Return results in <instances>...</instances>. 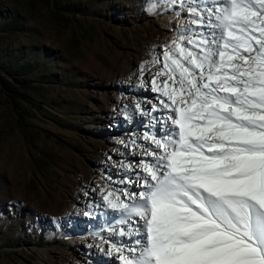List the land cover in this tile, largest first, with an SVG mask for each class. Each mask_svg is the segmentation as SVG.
I'll return each instance as SVG.
<instances>
[{
	"label": "rangeland",
	"instance_id": "1",
	"mask_svg": "<svg viewBox=\"0 0 264 264\" xmlns=\"http://www.w3.org/2000/svg\"><path fill=\"white\" fill-rule=\"evenodd\" d=\"M177 12L162 0H0V264H101L81 240L101 242L115 222L104 204L102 220L85 215L79 188L115 189L140 67L153 93L150 62L181 34Z\"/></svg>",
	"mask_w": 264,
	"mask_h": 264
},
{
	"label": "snow or ice",
	"instance_id": "2",
	"mask_svg": "<svg viewBox=\"0 0 264 264\" xmlns=\"http://www.w3.org/2000/svg\"><path fill=\"white\" fill-rule=\"evenodd\" d=\"M162 2L187 16L150 62L158 104L135 105L160 127L150 159L121 164L135 179L100 188L118 216L97 247L112 264H264V0Z\"/></svg>",
	"mask_w": 264,
	"mask_h": 264
},
{
	"label": "bare ground",
	"instance_id": "3",
	"mask_svg": "<svg viewBox=\"0 0 264 264\" xmlns=\"http://www.w3.org/2000/svg\"><path fill=\"white\" fill-rule=\"evenodd\" d=\"M183 22H184V17H180V19H176L175 29L176 30L181 29L180 25ZM171 39L172 41L174 40L173 34H172ZM156 97L157 95H154L153 93L149 94V92L143 87V88L138 89L135 100L137 101V103H140L143 108L148 109L147 106L152 105V102L149 100H152V101L154 100V102L156 101L158 104V100L156 99ZM137 103H134V105H132V110H135V105ZM165 114L166 112L164 110H161V112H158L156 116L163 118ZM123 119L125 120V118ZM149 119L150 117L141 116L140 113L136 111L132 116H130V118L124 121V123L127 124L126 128L130 127L131 130L127 133L125 132V134L128 136L127 138L130 140V143H129V148L126 149V151L124 152V158L121 164L135 165L140 160L150 159L142 155L143 149L150 147L149 143L147 141H144L142 137L145 132H149V133L155 132L156 128L160 127V125L157 124L155 125V127H153L152 125L149 124L148 122ZM142 120L145 121L143 125H142ZM133 141H135V146L132 143ZM135 170L139 171V169H135ZM125 176H130L132 179H135L134 175H132V172L131 171L126 172L123 167H120L115 171L114 178L111 181L112 183H114L115 189H122L126 187L125 185L119 183L120 179H122ZM127 187L129 188V190H133L131 186H127ZM80 188H79V193L77 195V202L82 205V208H85L86 212H89V214L93 215L91 219L96 218L95 220L97 219L102 220V218H104L105 216V213L103 209L101 210L102 208L101 205H103L101 193L92 186H88L84 189L83 188L80 189ZM135 190L139 191V189H135ZM92 201L94 202V208L91 207L93 204ZM110 215L112 216V218L115 216H118V214L116 213H112ZM109 227L110 226H107L104 230L105 238H109L111 236V233L108 231ZM89 239L90 240L88 241L81 240L82 248L84 249V252L86 250L87 255H89L91 259L97 258V257L100 258L101 260L100 261L98 260V261L101 264H112V261H110L109 258L100 251L99 247L95 246V245H99L101 242H98L97 240H93V238H89ZM92 242H94V244H92ZM104 247L106 249L107 245H104ZM82 248L80 247L81 251H82Z\"/></svg>",
	"mask_w": 264,
	"mask_h": 264
}]
</instances>
